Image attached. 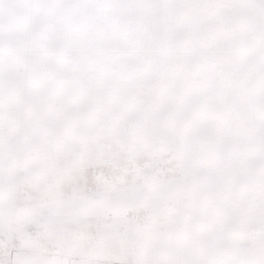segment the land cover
Masks as SVG:
<instances>
[{"label":"snow or ice","instance_id":"6c2138e0","mask_svg":"<svg viewBox=\"0 0 264 264\" xmlns=\"http://www.w3.org/2000/svg\"><path fill=\"white\" fill-rule=\"evenodd\" d=\"M0 264H264V0H0Z\"/></svg>","mask_w":264,"mask_h":264}]
</instances>
